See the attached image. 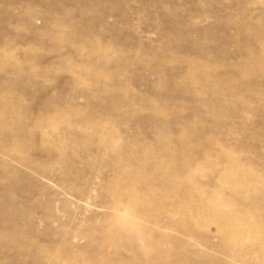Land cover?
Wrapping results in <instances>:
<instances>
[{"label":"rangeland","instance_id":"obj_1","mask_svg":"<svg viewBox=\"0 0 264 264\" xmlns=\"http://www.w3.org/2000/svg\"><path fill=\"white\" fill-rule=\"evenodd\" d=\"M0 264H264V0H0Z\"/></svg>","mask_w":264,"mask_h":264}]
</instances>
